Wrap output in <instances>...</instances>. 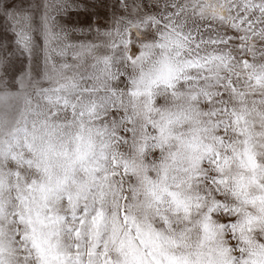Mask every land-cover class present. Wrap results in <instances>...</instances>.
Instances as JSON below:
<instances>
[{"label": "snow or ice", "instance_id": "snow-or-ice-1", "mask_svg": "<svg viewBox=\"0 0 264 264\" xmlns=\"http://www.w3.org/2000/svg\"><path fill=\"white\" fill-rule=\"evenodd\" d=\"M0 264H264V0H0Z\"/></svg>", "mask_w": 264, "mask_h": 264}, {"label": "rangeland", "instance_id": "rangeland-1", "mask_svg": "<svg viewBox=\"0 0 264 264\" xmlns=\"http://www.w3.org/2000/svg\"><path fill=\"white\" fill-rule=\"evenodd\" d=\"M9 2H12V0H9ZM17 3H19V0H16ZM109 5H111V0H109ZM107 12L110 15L111 7L109 6L108 9H101V13ZM65 22L71 24L75 23L78 19H83L82 16H79L75 10H69L68 13L63 17ZM103 22V21H102Z\"/></svg>", "mask_w": 264, "mask_h": 264}]
</instances>
